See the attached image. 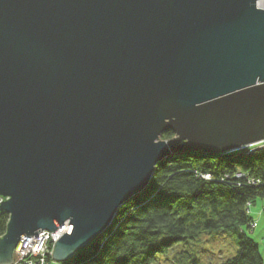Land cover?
Masks as SVG:
<instances>
[{
	"label": "water",
	"instance_id": "obj_1",
	"mask_svg": "<svg viewBox=\"0 0 264 264\" xmlns=\"http://www.w3.org/2000/svg\"><path fill=\"white\" fill-rule=\"evenodd\" d=\"M262 1L0 0V264L67 221L72 259L164 159L264 140Z\"/></svg>",
	"mask_w": 264,
	"mask_h": 264
},
{
	"label": "trees",
	"instance_id": "obj_2",
	"mask_svg": "<svg viewBox=\"0 0 264 264\" xmlns=\"http://www.w3.org/2000/svg\"><path fill=\"white\" fill-rule=\"evenodd\" d=\"M175 135L168 131L162 138ZM259 197L264 198V148L173 154L157 165L150 184L119 209L108 231L59 264H160L169 252L172 264H199L187 250L190 241L200 243L205 233L219 231L234 234L238 249L211 264H264L259 242L245 229L257 226L250 207ZM9 220L8 212H0V234Z\"/></svg>",
	"mask_w": 264,
	"mask_h": 264
},
{
	"label": "rangeland",
	"instance_id": "obj_3",
	"mask_svg": "<svg viewBox=\"0 0 264 264\" xmlns=\"http://www.w3.org/2000/svg\"><path fill=\"white\" fill-rule=\"evenodd\" d=\"M251 148V147H250ZM250 148H242L236 150L237 153H245ZM250 212L253 218L257 221V226L250 229L245 226L248 234L253 237L260 244V250L264 257V198H257L251 204ZM200 243L195 242L194 245L190 241L191 247H188V252L192 258L199 264H211L220 262L223 258L234 255L238 249L237 238L234 234L227 231H219L217 233H205L202 236ZM174 255L168 254L160 257V264H172ZM56 258L53 257L50 264H59Z\"/></svg>",
	"mask_w": 264,
	"mask_h": 264
},
{
	"label": "built area",
	"instance_id": "obj_4",
	"mask_svg": "<svg viewBox=\"0 0 264 264\" xmlns=\"http://www.w3.org/2000/svg\"><path fill=\"white\" fill-rule=\"evenodd\" d=\"M262 2H264V0ZM262 2H260V5ZM242 148H250L246 153L261 150L264 148V140L255 144L246 145ZM206 177L211 178V175L207 174ZM3 200L4 198L0 196V202ZM68 229L69 222L67 221L55 231L45 229L39 231L35 235L23 236L21 239L22 244L17 246L14 254V261L11 264H50V257L53 255L56 241L66 233Z\"/></svg>",
	"mask_w": 264,
	"mask_h": 264
},
{
	"label": "bare ground",
	"instance_id": "obj_5",
	"mask_svg": "<svg viewBox=\"0 0 264 264\" xmlns=\"http://www.w3.org/2000/svg\"><path fill=\"white\" fill-rule=\"evenodd\" d=\"M261 5L264 7V2H262ZM21 244H22V242L20 241L18 246H20Z\"/></svg>",
	"mask_w": 264,
	"mask_h": 264
}]
</instances>
